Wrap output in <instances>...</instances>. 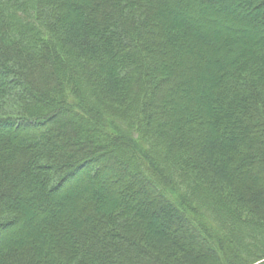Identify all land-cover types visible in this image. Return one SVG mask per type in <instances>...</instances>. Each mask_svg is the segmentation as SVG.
Masks as SVG:
<instances>
[{"label": "trees", "instance_id": "trees-1", "mask_svg": "<svg viewBox=\"0 0 264 264\" xmlns=\"http://www.w3.org/2000/svg\"><path fill=\"white\" fill-rule=\"evenodd\" d=\"M262 7L0 0V264H264Z\"/></svg>", "mask_w": 264, "mask_h": 264}, {"label": "rangeland", "instance_id": "rangeland-1", "mask_svg": "<svg viewBox=\"0 0 264 264\" xmlns=\"http://www.w3.org/2000/svg\"><path fill=\"white\" fill-rule=\"evenodd\" d=\"M261 10H264V7H262ZM238 15L239 14H237L236 12H233L231 14V16H233V20L239 19ZM210 25L211 24H207V25L203 24L202 25L200 23V24H198L199 27H197V30H199L200 32L203 33L205 31V27L209 28ZM262 26L261 27L257 26L256 28L254 27V30L251 31L247 36L248 37H253L252 39H254V40L258 39L259 37L260 38L261 37L264 38V28H262ZM205 32H207V31H205ZM207 33H209V32H207ZM12 81H14L13 78H8L4 74H0V115L1 116H12V117L13 116H16V117L20 116L19 113H21V112H19V106H21V104H23L25 102V100L20 99L22 97L21 94H20L21 93L20 87H18L16 85V83H14L16 81H14V82H12ZM4 94H7V95H4ZM2 95H4V96H2ZM16 96H17V99H15ZM44 126L45 125H42L41 128H29V129H28V127L20 128V126H19V128H14V127L13 128H6V127L2 128L1 127L0 128V138H6V137L9 138L10 137V138L13 139L15 137H19L22 140L24 138V136L26 135L29 138V139L26 140L28 142V141H31L33 138L34 139L35 138L36 139L39 138V136L41 134H43L45 132V130H46V128H43ZM40 148L41 147H39L37 149H40ZM39 164L40 165L41 164L45 165L46 163L45 162H41V163L39 162ZM98 167L100 168V167H102V165L99 164L98 162H93V164L91 166H89L87 168V170L83 171L84 174L88 173L89 177H91L90 178V185L93 188H95L96 190H99V184L98 183L100 181H101V183L103 181H108L111 185L106 187V189H104L103 191L105 193L107 192L109 195L111 194V196L113 195V197L117 198L118 196L115 194V191L120 189V188H122L121 187L122 186L121 182H114V180H111L110 178L102 177V174L99 173V171H98ZM51 170H52V168H51ZM51 170L49 171L50 173H51ZM42 171H44V170H42ZM49 172H47L48 174H46V177L49 175ZM83 172H81L79 175H77V176H79L78 178L74 177V179L77 180V181H80L82 179L81 175H82ZM52 177H54V176H52ZM112 182H113V184H112ZM82 186H83V182H82ZM48 190H49V188H48ZM62 190H64V191L67 190L68 191V189H62ZM113 192H114V194H112ZM101 193H103V192H101ZM57 194H59V193H56V195ZM37 210H38V208H35V210H33L32 213L33 214L37 213L38 212Z\"/></svg>", "mask_w": 264, "mask_h": 264}, {"label": "bare ground", "instance_id": "bare-ground-1", "mask_svg": "<svg viewBox=\"0 0 264 264\" xmlns=\"http://www.w3.org/2000/svg\"><path fill=\"white\" fill-rule=\"evenodd\" d=\"M12 122H8L6 125H3V126H7V125H9V124H11ZM0 126H2L1 124H0Z\"/></svg>", "mask_w": 264, "mask_h": 264}]
</instances>
